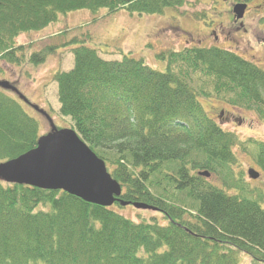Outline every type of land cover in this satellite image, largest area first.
<instances>
[{
  "label": "trees",
  "instance_id": "obj_1",
  "mask_svg": "<svg viewBox=\"0 0 264 264\" xmlns=\"http://www.w3.org/2000/svg\"><path fill=\"white\" fill-rule=\"evenodd\" d=\"M186 1L0 0V63L37 66L71 46L73 68L54 75L59 114L106 161L127 203L105 207L63 190L0 180V264H241L242 254L249 264H264V208L228 193L257 190L234 169L239 137L203 111L199 97L206 93L188 81L191 73L211 78L216 92L232 95L230 104L264 121L261 66L215 46L162 53L167 64L160 71L128 55L106 60L80 37L38 50L18 43L71 12L152 15ZM22 102L0 87V162L35 148L41 136ZM246 143L264 174V142L250 139L245 151ZM133 203L165 222L119 212Z\"/></svg>",
  "mask_w": 264,
  "mask_h": 264
},
{
  "label": "rangeland",
  "instance_id": "obj_2",
  "mask_svg": "<svg viewBox=\"0 0 264 264\" xmlns=\"http://www.w3.org/2000/svg\"><path fill=\"white\" fill-rule=\"evenodd\" d=\"M251 1L255 7H252L245 18L249 27L247 33L234 26L232 13L227 11L228 3L223 0H187L183 6L167 8L162 14L139 15L125 9L111 16L107 10H101L98 16L92 15L88 10L71 12L61 16L57 23L44 30L19 36L18 43L30 45V50H38L48 43L61 44L80 37L90 47L96 48L106 60H121L124 55H128L144 59L147 64L160 71H165L167 64L159 57L162 53L181 51L187 46H215L231 50L264 69V0ZM212 29L217 30L218 40ZM59 49L45 63L37 66L0 63L4 71H0V80L11 82L31 104L43 109L58 128H71L72 120L59 114L58 86L54 75L58 71L72 69L74 58L71 46H61ZM188 81L199 92L208 94L201 93L199 97L203 111L225 130L238 135L239 143L234 147L237 158L234 169L237 173L244 174L251 188L257 189L249 195H243L237 189H231L228 193L256 200L264 208V174L257 180L250 178V168L261 170L251 155L252 146L246 143V151L242 148L243 143L250 139L264 142V121L255 111L230 104L228 100L232 95L223 91L216 92L211 78L191 73ZM22 104L40 122L41 134L51 130V124L43 115L26 102ZM210 180L220 186L212 177ZM118 210L136 221L156 216L160 222H165L160 213L139 209L134 205ZM249 262V256L242 254L241 264Z\"/></svg>",
  "mask_w": 264,
  "mask_h": 264
},
{
  "label": "water",
  "instance_id": "obj_3",
  "mask_svg": "<svg viewBox=\"0 0 264 264\" xmlns=\"http://www.w3.org/2000/svg\"><path fill=\"white\" fill-rule=\"evenodd\" d=\"M247 4L234 7L237 19L244 17ZM0 87L19 90L9 81L0 80ZM28 102V100L20 94ZM34 108L45 115L38 106ZM52 130L40 136L35 148L0 163V179L7 183L25 184L45 190H63L83 200L110 207L120 200L121 184L112 177L106 162L72 128H57L47 115ZM252 179H258L260 173L253 168L248 171ZM200 175L209 177V172ZM127 205L126 202H121ZM137 208H148L141 203H133Z\"/></svg>",
  "mask_w": 264,
  "mask_h": 264
},
{
  "label": "flooded vegetation",
  "instance_id": "obj_4",
  "mask_svg": "<svg viewBox=\"0 0 264 264\" xmlns=\"http://www.w3.org/2000/svg\"><path fill=\"white\" fill-rule=\"evenodd\" d=\"M223 1L228 3L227 11H229L230 14L232 13L231 20L233 21L234 26H236L237 30L238 29L243 30L245 33L249 32V27L246 25L245 18H246V15L249 14L250 11H252V7L253 8L255 7V5L254 6L252 5V1L251 0H223ZM240 3H246L247 4L246 12H245L243 19H237L235 16V13H234V7ZM232 7H233V9H232ZM254 15L257 16V13H254ZM216 29L215 30L212 29V31H213L212 33H213L215 39L218 40ZM222 114H224V112H222Z\"/></svg>",
  "mask_w": 264,
  "mask_h": 264
}]
</instances>
